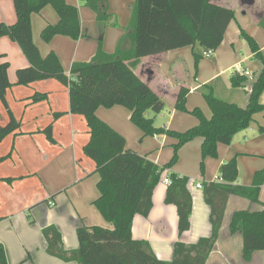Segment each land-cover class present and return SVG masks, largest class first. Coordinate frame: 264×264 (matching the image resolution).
Returning <instances> with one entry per match:
<instances>
[{"label":"trees","instance_id":"obj_1","mask_svg":"<svg viewBox=\"0 0 264 264\" xmlns=\"http://www.w3.org/2000/svg\"><path fill=\"white\" fill-rule=\"evenodd\" d=\"M86 6L103 26L113 19L108 14L107 0H85ZM17 21L14 25L0 23V39L8 37L17 43L30 63V67L17 72V85L30 86L38 81L55 79L69 88L70 111L85 118L90 141L84 154L96 165L100 180L97 184L99 198L93 203L104 220L112 228L82 226L77 230L79 247L73 251L64 248L60 232L55 226L43 229L47 253L64 262L78 264H207L215 249L224 224L230 197L236 196L262 206L260 211H238L230 221L231 234L243 237L244 257L264 251V203L260 200L264 184V169L257 172L251 186L238 184L239 169L233 158L220 168L222 182L204 184V198L210 207L212 235L198 243H176L172 261L157 258L146 241L133 238L135 216L149 217L153 209L155 189L164 173L179 160V151L195 139H202L201 169L207 159L219 158L220 146H230L234 137L249 129L255 116L264 113L261 97L264 94V55L256 40L241 31L261 69L251 81L235 73L232 86L235 89L251 85L248 102L240 106L215 95L211 86H205L204 94L212 116L207 118L200 109L189 111V91L181 89L176 109L196 117L198 125L185 132L155 127L156 118H148L152 111L156 116L165 110L163 100L141 81L134 70L145 57L200 46L205 53L217 51L235 19V13L218 6L212 0H136L125 35L113 53L99 42L94 57L89 62H76L70 74H66L58 55L51 52L43 57L33 39L32 16L52 7L59 17L56 24L48 25L41 33L45 43L57 36L74 41L82 37L80 11L67 0H13ZM264 20V19H263ZM118 24L115 22L114 26ZM204 57L195 53L196 69ZM9 64L0 63V100L9 112L10 121L0 126V143L10 135H17L21 123L11 114L7 92L11 88ZM46 94L36 93L31 100L45 101ZM123 107L131 113V122L143 137L165 135L176 140L173 156L164 166L155 164L146 156L127 149L123 135L98 117L100 109ZM264 135V126L260 128ZM53 142L52 126L44 131ZM6 158L0 156V164ZM172 185L168 187L165 203L174 205L179 216V235L188 232L193 213V197L189 190L190 178L169 173ZM9 183L12 180H5ZM0 264H9L4 246L0 244Z\"/></svg>","mask_w":264,"mask_h":264},{"label":"crops","instance_id":"obj_2","mask_svg":"<svg viewBox=\"0 0 264 264\" xmlns=\"http://www.w3.org/2000/svg\"><path fill=\"white\" fill-rule=\"evenodd\" d=\"M212 1L236 13L229 4L222 3L224 0ZM67 2L78 7L80 11L83 34L79 40L74 41L68 37L57 36L51 43H45L41 39L42 31L48 25L59 21L57 13L50 6L38 14H33L32 28L33 39L41 55L46 57L51 52L56 53L66 74H70L74 63L89 62L94 57L99 45L94 39L96 32L102 33L103 48L108 41L112 40V49L104 48V50L108 53L115 51L119 40L126 33L136 0H107L108 14L112 15L113 19L103 26L86 6L85 0H67ZM240 4L244 16L252 10L255 17L254 23L263 22L264 9L255 10L258 0H240ZM16 21L13 0H0V23L14 25ZM115 22L117 26H114ZM122 22H128V25ZM233 22L228 28L225 39ZM259 47L264 55V45ZM250 52L255 58L251 49ZM219 53L214 60L215 64L219 61ZM166 54L142 58L134 70L137 77L148 84L160 98L170 96L171 101L177 105L179 93L184 88L189 91L187 97V104H189L190 98L202 92L208 85L214 92L221 89L219 93L222 99L240 106L247 104L250 84L247 83L246 87L238 89L233 88L234 75L229 85L219 82L229 70L242 64L243 60H230L226 69L220 72L204 73L202 83L199 82L197 74L194 81L189 84L179 64L180 59L169 61ZM145 60L149 62L144 64ZM5 62L9 64L8 75L12 85L7 92V103L12 116L21 123V129L17 135H10L0 143V156L6 158L0 164V244L6 250L9 264H78L64 262L50 256L47 253L43 229L55 226L62 236L64 248L67 251H73L79 247L77 237L79 227L109 228L110 224L93 205L100 195L97 189L100 177L96 173L95 163L83 152L90 141L86 120L80 115L71 113L69 88L59 81L48 79L35 82L30 86L17 85V72L30 67V63L20 46L8 37L0 39V63ZM260 69L261 64L258 72ZM215 84L220 86L219 89L215 87ZM36 93L46 94L47 99L38 103L33 102L31 98ZM261 103L264 104V94L261 97ZM187 109L191 111L188 107ZM98 117L124 136L128 150H132L129 137L132 140L138 138L139 143L143 144V139L146 137H143V134L140 137L132 128L131 113H126L122 107H114L106 111L100 109ZM177 117L178 114L174 111L164 128L177 132L188 130L185 127L188 121ZM9 121V112L0 100V126L5 127ZM198 123L197 119V123L191 125L189 129ZM49 126H52L53 142L44 132ZM263 126L264 113H259L255 116V121L250 128L237 134L230 146L219 148L220 159L215 165L212 159L206 160L208 174L207 166L202 175L190 174L181 168L178 171L175 167L164 173L163 177L174 172L180 177L190 178L189 190L193 197V213L188 232L182 236L179 235L177 208L165 203L168 186L161 182L162 184L160 183L155 189L153 209L149 217L135 216L133 238L148 242L158 259L170 262L174 257L176 243L192 245L202 238L210 237L212 235L210 207L204 198V188L199 190L196 184L201 183L204 186L206 183L214 182L215 179L220 178L217 174H220L221 166L237 157L238 184L251 186L255 174L264 169V135L259 131ZM198 139L195 141H197L201 157L203 140ZM175 143L176 140L165 135H155L152 136L149 145L147 141L146 146L135 152L146 156L155 164L164 166L169 161L165 160L162 163L163 151L168 145L173 149ZM190 143L183 147V149L186 148L185 153L191 152ZM8 179L12 182L5 181ZM260 200L264 203V184L261 187ZM245 207L250 208V211L262 209V206L252 204L247 199L230 197L219 239L207 264H264V251L255 252L249 258H245L242 235L231 234L229 231L232 216L238 211H244Z\"/></svg>","mask_w":264,"mask_h":264},{"label":"rangeland","instance_id":"obj_3","mask_svg":"<svg viewBox=\"0 0 264 264\" xmlns=\"http://www.w3.org/2000/svg\"><path fill=\"white\" fill-rule=\"evenodd\" d=\"M222 3L224 4H229L233 9H235V14H236V18L235 21L233 22L234 24L232 25L230 31L228 32V35L226 36V39L223 41L221 47L218 49V53L220 54V58L219 61H217V63H214V60L218 57V53L217 51H213L212 56L210 57H205L204 53L205 51L200 47V46H196L195 48L193 47H187L185 49L179 50V51H171L168 52L166 55L168 56L167 59H169V61L171 60H175V59H180V66L182 67V71L185 74V76H187V82L189 84H191L194 81V78L198 77V80L200 83H202L203 81V75L204 73H216V72H220L222 70H225L228 63L230 62V60H243L242 64H239L238 66H236L235 68L229 70L220 80L219 82H221V84H225V85H229L230 84V79L232 77V75H234L235 73H240L243 74L244 71H249L251 73H256L259 70L260 67V63L257 59H255L250 52V46L248 44V42L240 36V30L245 31L248 35H250L251 37H253L256 42L260 45L263 46L264 45V20L262 23H257L255 24L254 22V11H249L247 12V15H243L242 12V7L240 4V0H224ZM259 8V9H264V0H258V4L255 7V10ZM126 16L124 15V18ZM123 21V20H122ZM129 21V20H128ZM124 25H128V22H122ZM122 24V25H123ZM112 24H110L111 26ZM126 31V30H125ZM94 33V32H93ZM94 39H95V43L98 45L99 42L103 39L102 33L101 32H96V34H94ZM112 40L108 41L106 43V46H104V48L110 50L112 49L111 43ZM264 52V50H263ZM195 53L202 55L204 58L201 59L200 64H198V67L196 69V61H195ZM147 62H149L148 60L143 61L144 64H146ZM165 65V64H164ZM173 66V65H172ZM165 69V68H164ZM205 71V72H204ZM215 87L217 89H219L218 85L215 84ZM221 89H219L220 91ZM218 90H215V95L218 97H222L221 94L219 93ZM208 93V89L204 88L202 90V92H199L197 94H195L192 98H190L189 100V104H187L188 108L193 111V109L199 108L207 117H210L211 111L209 110V106L205 100L204 94ZM165 104V110L160 114V115H155L152 111L148 112L146 114V116L148 118H156L155 121V127L157 128H164L167 126V124L169 123L170 117L172 115V113L175 111L178 114L177 118H185V120L188 121V123L186 124L187 126L186 129H189V127L191 125H194L197 123V119L196 117H194L193 115L189 114H182V112L177 111L176 109V105L173 101H171L170 96H163V98H161ZM122 109L127 113L128 111L122 107ZM103 111H106L107 109H102ZM193 123V124H192ZM132 128H134V130H136V132L140 135V137L142 136L141 131L132 123L130 122ZM151 138L152 136H147L146 138L143 139V144L139 143L138 138L132 140L129 137V143L131 146L132 151H140L142 149V147L145 145L146 146V142L148 141V145L149 143H151ZM195 140H199V139H195ZM192 141L190 143L191 145V152H186L185 153V149H181L179 151V160L177 162V164L174 166L178 171L181 168L182 170L190 173V174H200L202 175V173H204L206 171V163L207 161H205V167L204 170L201 169V161H202V156L200 157V151L198 149V145H197V141ZM185 147V146H184ZM223 147V146H220ZM150 150V149H149ZM173 155V149L170 145H168V147L165 149V151H163V157L161 159L162 163L166 160V161H170L168 159H170V157H172ZM223 155V153H222ZM182 156V157H181ZM180 158L181 161H180ZM220 159V150H219V158L216 160H213V164H216V161H219ZM237 159V157H236ZM179 163V164H178ZM238 164V161H237ZM173 167V168H174ZM215 168V167H214ZM239 169V167H238ZM209 168L207 166V174H208ZM220 174H217V176H219ZM241 181V180H240ZM162 184V183H161ZM202 190V189H199ZM245 211L249 210L250 208L245 207L244 208ZM109 228L111 229V226L109 225Z\"/></svg>","mask_w":264,"mask_h":264},{"label":"built area","instance_id":"obj_4","mask_svg":"<svg viewBox=\"0 0 264 264\" xmlns=\"http://www.w3.org/2000/svg\"><path fill=\"white\" fill-rule=\"evenodd\" d=\"M213 52H206L204 53V56L205 57H210L212 56ZM244 76L248 77L251 81L254 79L255 75L249 71H244ZM164 185L166 186H171L172 185V180L170 179L169 175H166L162 178V181H161ZM214 182H222L221 178H217L214 180ZM196 188L197 189H203L204 186L201 184V183H197L196 184ZM50 205H53V203H49Z\"/></svg>","mask_w":264,"mask_h":264}]
</instances>
